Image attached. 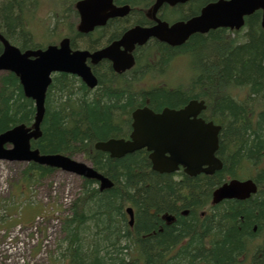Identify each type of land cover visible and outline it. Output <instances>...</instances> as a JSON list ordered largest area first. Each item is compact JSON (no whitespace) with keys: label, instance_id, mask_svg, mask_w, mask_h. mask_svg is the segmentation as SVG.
<instances>
[{"label":"trees","instance_id":"trees-1","mask_svg":"<svg viewBox=\"0 0 264 264\" xmlns=\"http://www.w3.org/2000/svg\"><path fill=\"white\" fill-rule=\"evenodd\" d=\"M75 1L71 0L68 9L49 11L56 20L46 36L55 35L60 25L73 49L94 51L105 44L103 33L76 32ZM121 1L146 5L152 0ZM212 1L193 0L179 7L182 9L174 18L196 15ZM37 7L36 0L0 2V33L21 50L42 48L28 26ZM244 21L238 32L218 29L195 34L176 48L150 43L138 50L135 68L124 74L116 75L101 64L93 68L97 78L94 89L74 76L61 73L52 77L42 135L32 148L43 155H82L113 183L110 189L100 191L96 181L80 180V191L71 201L68 215L61 219L63 238L58 242L54 264H264L261 12ZM106 31L108 37L116 34V24ZM177 56L185 57L192 66L184 86L171 88L164 82L141 85L145 76L164 75ZM179 87L184 92L176 90ZM190 100H203L206 110L202 117L220 126L216 156L222 169L213 175L158 174L151 170L145 150L120 159L94 150L96 142L129 135L134 109L147 106L160 112L164 107L178 109ZM33 116V102L24 97L18 79L2 74L0 133L20 124L29 126ZM54 172L31 163L23 177L38 183ZM232 179H252L256 193L244 201L224 200L212 205L213 191ZM127 207L134 212L132 227L125 215ZM166 216L173 222L168 224Z\"/></svg>","mask_w":264,"mask_h":264},{"label":"water","instance_id":"water-1","mask_svg":"<svg viewBox=\"0 0 264 264\" xmlns=\"http://www.w3.org/2000/svg\"><path fill=\"white\" fill-rule=\"evenodd\" d=\"M189 0H156L153 7L155 15L163 4L175 6ZM75 8L80 21L77 32L87 35L95 28L102 27L111 18L124 17L127 7L116 8L113 0H82ZM261 11V27L264 29V0H218L203 7L198 16L187 22H178L168 27L157 20L152 28L134 27L128 30L118 42L104 49L90 53L87 50H72L70 40L64 38L57 46L41 50H25L11 45L2 34L0 43V72L13 73L23 90V95L33 101L35 115L32 128L17 125L0 133V161L32 162L61 170L76 176L96 180L99 190H107L113 183L90 166L62 155H40L32 150L31 140L41 137V124L45 115V94L51 82V74L63 73L76 76L89 89L97 87V79L87 65L102 60L112 63L116 73L130 70L133 65L132 52L136 46L145 45L156 39L171 47L182 46L192 35L205 34L219 28L240 30L244 17ZM204 102L190 101L181 110L164 109L154 113L149 108H138L131 113V133L127 140L110 139L97 142L94 148L108 153L110 158L120 159L136 151L145 149L149 155L151 169L159 174H171L181 166L188 176L198 174L213 175L222 169L216 158L220 127L198 118L205 110ZM5 146H11L5 148ZM256 185L251 180H231L212 193V204L224 200L244 201L256 193ZM128 225L134 222L132 208L125 210ZM170 221V217H167Z\"/></svg>","mask_w":264,"mask_h":264},{"label":"rangeland","instance_id":"rangeland-1","mask_svg":"<svg viewBox=\"0 0 264 264\" xmlns=\"http://www.w3.org/2000/svg\"><path fill=\"white\" fill-rule=\"evenodd\" d=\"M4 1L6 0H0V2ZM37 1L38 7L28 25L33 34L35 33L37 43L46 44L55 41L59 42L58 39L64 34L65 30L58 25L57 27L60 29L56 30L55 35L51 37L46 36V30L51 28L50 25H54L53 22L56 18H54V14L51 15V17L49 16L47 6L48 0ZM59 12L60 11L56 13V17ZM182 58V56L174 57L171 60V67L165 69L167 72L160 78L154 76L152 81L157 80L158 82H164L167 84H180V87L184 86L185 82L192 74V66L191 63H189V65H187V71L185 70L184 74L183 67L188 63V59ZM183 77L184 79L186 77V79L184 80ZM180 87L179 89H175L184 92L183 88ZM73 159L78 162L89 164L82 155H76ZM27 167L28 164L26 163L0 162V230L6 228L11 229L14 226V221H17V224L22 223L26 219L25 217H29L30 215L36 216L41 210L50 212L51 208L58 209L63 218L68 215L69 202L74 200L80 191V178L61 171H55L50 177L40 180L38 183L34 182L32 177L26 181L23 177V171ZM36 179L37 178H35V180ZM25 183L30 187L31 191L27 198L21 197V193L24 192L25 189ZM37 206H41V208L37 210ZM47 220L48 222L40 227L41 230L38 233L27 230L28 227H24V230L22 231L23 234H20L15 242L19 243L20 238L23 240V242L21 241L22 245L19 246L18 251L15 252L13 256L14 259L22 257L25 264H54V258H58V242L63 238L61 232L62 220L60 223L57 222L59 225L51 224L49 218H47ZM4 222H9L10 225L6 226L5 224H2ZM42 236L49 237L48 243L44 247L36 246V243L42 240ZM15 243H12L14 247L16 246ZM10 248H12V246H10ZM0 264H4L1 262V258ZM13 264L16 263L13 262Z\"/></svg>","mask_w":264,"mask_h":264},{"label":"flooded vegetation","instance_id":"flooded-vegetation-1","mask_svg":"<svg viewBox=\"0 0 264 264\" xmlns=\"http://www.w3.org/2000/svg\"><path fill=\"white\" fill-rule=\"evenodd\" d=\"M76 1H78V0H76ZM149 1H151V0H149ZM192 1L193 0H189L185 4H178V5H175L173 7H170V6L166 5V4H164L159 9V11H158V13L156 15V18L160 19L161 21L167 22L169 25L175 23L176 21H185V20H187V19H189V18H191V17H193L195 15L186 17L185 19H181V18H178V17L174 18V14H175V12L179 11L180 9H182V8H179V7L188 5ZM154 2H155V0H152L150 3H148L146 5L143 4V2L140 3V4H136V5H131V4H125L121 0H113V4L117 8L128 7V13L123 18L116 17V18L109 19L103 27L98 28V29L95 30V31H99V32L103 33L102 41L105 43L104 46H106L109 43H112L114 41H118L121 38L122 34L126 30H128V29H130L132 27H135V26L152 27L155 23L151 19L150 8L153 6ZM37 4H38V1H37ZM69 5H71V0H48V3H47L49 11H53V10H55L57 8H59L60 10L68 9ZM74 5H75V3H74ZM112 24H116V34H113L111 37H108L107 36L108 34L106 33L107 32L106 30ZM122 24H124V26H122ZM104 46H102V47H104ZM135 54L136 53L134 51V53H133L134 60H135V62H137V58H136ZM101 64H105L106 66H108L110 68V70H112L111 63L108 62V61L99 62L93 68H98ZM116 75H118V74H116Z\"/></svg>","mask_w":264,"mask_h":264},{"label":"crops","instance_id":"crops-1","mask_svg":"<svg viewBox=\"0 0 264 264\" xmlns=\"http://www.w3.org/2000/svg\"><path fill=\"white\" fill-rule=\"evenodd\" d=\"M26 219L24 220V224H30L31 220H32V215H30L29 217H25Z\"/></svg>","mask_w":264,"mask_h":264},{"label":"built area","instance_id":"built-area-1","mask_svg":"<svg viewBox=\"0 0 264 264\" xmlns=\"http://www.w3.org/2000/svg\"><path fill=\"white\" fill-rule=\"evenodd\" d=\"M11 239L9 238L8 241H10Z\"/></svg>","mask_w":264,"mask_h":264},{"label":"bare ground","instance_id":"bare-ground-1","mask_svg":"<svg viewBox=\"0 0 264 264\" xmlns=\"http://www.w3.org/2000/svg\"><path fill=\"white\" fill-rule=\"evenodd\" d=\"M103 142V141H102Z\"/></svg>","mask_w":264,"mask_h":264}]
</instances>
